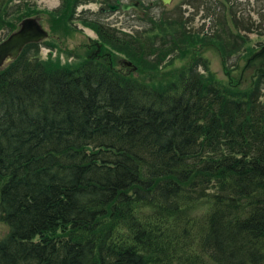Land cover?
Listing matches in <instances>:
<instances>
[{
    "label": "trees",
    "instance_id": "trees-1",
    "mask_svg": "<svg viewBox=\"0 0 264 264\" xmlns=\"http://www.w3.org/2000/svg\"><path fill=\"white\" fill-rule=\"evenodd\" d=\"M83 4L46 11L57 39ZM32 6L0 0L5 38L43 12ZM235 6L221 0L222 24L236 26ZM153 18L138 36L87 23L110 50L99 44L76 67L30 56L29 44L0 68V264H264V45L247 55L255 78L241 89L229 71L197 72L203 42L176 16L178 43L196 47L153 77L174 45L164 51L174 34Z\"/></svg>",
    "mask_w": 264,
    "mask_h": 264
},
{
    "label": "rangeland",
    "instance_id": "rangeland-1",
    "mask_svg": "<svg viewBox=\"0 0 264 264\" xmlns=\"http://www.w3.org/2000/svg\"><path fill=\"white\" fill-rule=\"evenodd\" d=\"M107 1L84 0V6L77 7L76 11L80 20H74L73 23L70 22L69 13L66 14L65 12L66 22L64 28L67 31V35L57 39L56 34L50 30L49 20L51 16H48L47 12L56 10L60 5V0H26L28 4L33 5L32 7L43 11L40 15H32L31 18H38L43 29L48 33V38L39 42L36 49L30 51L29 55L33 56L35 53L36 56L46 63L47 60H52L62 65L76 67L83 59L89 55H93L94 49L99 44L109 49L108 45L105 44L106 42H103V39H98L96 33L87 28L86 24L92 23L93 19L97 23H105L108 26L119 29V31L122 30L127 35L138 36V34L142 35L144 31L152 33L149 23L150 19L160 16V24L168 21L167 23H170L169 32L174 34L168 37L163 49L167 47L171 48V44L169 43L172 41L175 46H172L173 51L169 56L167 55L162 63L154 64L155 71L152 72L153 77L158 74L163 76L167 71L171 72V69H176L182 65L185 66L188 62L187 59H180V52L176 50L186 45L196 47L188 43L194 41L196 44L202 41L203 43L199 47L201 51L200 57L205 60L204 64L206 63L207 67L197 68V72L200 75L207 76L206 71H208L216 80L226 81L225 73L229 71L230 75L237 82L239 81L241 89H246L247 85L255 78L254 72H256V69L254 70L248 65L252 61L247 63L246 57L264 45V0H236V6L230 10L231 13L239 11L242 13L237 17L236 26L234 23L230 24V21H224L222 24L223 20L221 22V19H218L221 0H171L168 5H163L161 0H142L143 7L141 8L135 2L126 3L128 5L132 3L136 4V7H130L128 11L120 9L109 11L107 4H113V2L109 0L105 8L104 3ZM158 12L162 14L159 15L157 14ZM176 16H182L184 19L183 23L187 26L184 33L190 36L189 39H192L191 41L184 40V44L178 43L182 35L177 34V30L179 29L175 28L171 21ZM213 17L215 18L214 21ZM52 20L54 19L52 18ZM155 21L157 24L158 19L156 18ZM69 27L70 29H68ZM119 31L112 33L110 36L121 37L122 40L135 46L134 43L132 44L134 38L126 37L124 33ZM236 35L242 36L237 44ZM4 36L5 32H0V40L5 38ZM158 38L161 37H157L154 40L151 39L147 44L158 50V47L163 46ZM241 41L242 43H240ZM144 43H146L145 40ZM112 44L114 47H121L120 43L112 42ZM166 50L169 49H165L164 51ZM230 52L232 53L230 54ZM148 60L152 63L154 62L152 57ZM125 62H129V59L123 53H117L112 57V63L115 64L114 67L127 73L128 68H125L127 67L125 66ZM133 72L135 73V71ZM252 73L253 78H251ZM136 75L135 73L130 75V77L138 79ZM7 230V226L0 224V239L7 235Z\"/></svg>",
    "mask_w": 264,
    "mask_h": 264
},
{
    "label": "water",
    "instance_id": "water-1",
    "mask_svg": "<svg viewBox=\"0 0 264 264\" xmlns=\"http://www.w3.org/2000/svg\"><path fill=\"white\" fill-rule=\"evenodd\" d=\"M161 2L163 5H168L171 0H161ZM136 4L132 3L130 6L116 0L114 5H108V10L116 11L120 9L128 11L130 7H136ZM46 38H48V33L43 29L38 18L28 17L22 19L18 28L0 42V68H2L5 63L16 59L25 46L29 44H38ZM125 65L131 66V63L125 62Z\"/></svg>",
    "mask_w": 264,
    "mask_h": 264
},
{
    "label": "flooded vegetation",
    "instance_id": "flooded-vegetation-1",
    "mask_svg": "<svg viewBox=\"0 0 264 264\" xmlns=\"http://www.w3.org/2000/svg\"><path fill=\"white\" fill-rule=\"evenodd\" d=\"M111 2L113 1L114 2V0H110ZM109 1H107V2H105L104 4H105V7H106V4L108 3ZM93 21H96L95 19H93ZM88 28V27H87ZM88 29H90L91 31H93L91 28H88ZM94 32V31H93ZM95 33V32H94ZM91 54V53H90Z\"/></svg>",
    "mask_w": 264,
    "mask_h": 264
}]
</instances>
